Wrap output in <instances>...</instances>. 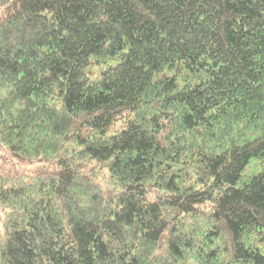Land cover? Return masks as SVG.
<instances>
[{
    "label": "trees",
    "instance_id": "obj_1",
    "mask_svg": "<svg viewBox=\"0 0 264 264\" xmlns=\"http://www.w3.org/2000/svg\"><path fill=\"white\" fill-rule=\"evenodd\" d=\"M0 264H264V0H0Z\"/></svg>",
    "mask_w": 264,
    "mask_h": 264
}]
</instances>
